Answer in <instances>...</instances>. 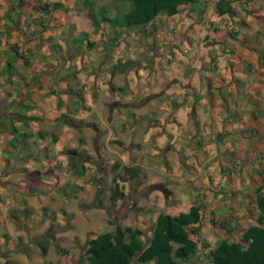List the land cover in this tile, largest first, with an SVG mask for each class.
Masks as SVG:
<instances>
[{"label": "rangeland", "instance_id": "rangeland-1", "mask_svg": "<svg viewBox=\"0 0 264 264\" xmlns=\"http://www.w3.org/2000/svg\"><path fill=\"white\" fill-rule=\"evenodd\" d=\"M90 1L94 10L100 6L106 7L105 14L110 17L121 13L127 7L123 0ZM8 2L0 0V15L3 14ZM63 4L64 7L54 12L57 19L53 24L50 23L54 26L47 27L39 39L37 35L35 36L38 45L35 46L34 41L24 44V50L30 47V51L25 53L29 66L22 65L20 60L12 62L15 81L9 86L4 82V76L0 75V104L5 89L11 91L12 87V90L16 91L17 87L21 86L16 82L19 74L29 78L39 71L38 73L45 77L46 85L41 91L47 93L50 88L54 93L49 94L51 101L44 98V101L37 104L51 111L49 117L47 118L43 112V123L38 122L39 126L29 129L18 125V131L32 132L37 141L38 131L43 126V130H51L57 137L54 143L47 141L49 137L45 138L46 141L41 142L43 144L39 148L40 151L36 152L33 149L34 145L30 144V138H27L26 148L19 152L18 157L26 158V154L31 153L24 165L30 170L37 169L33 177L22 173L8 176L0 173V264H88L84 251L88 235L112 230L115 224H125L142 227L147 236L153 217L158 211L177 212L186 210L190 204L195 203L201 206L200 237L209 246L214 245L221 238L228 240L237 238L242 228L252 223L251 219L244 215L247 214L246 208L252 209L254 187L264 179V146H258L264 133L257 132L258 128H255L254 136L249 137L252 130L247 128L246 134H243L247 143L243 141L232 144L225 137L217 140L216 133L222 131L213 129L212 135L217 144L212 143L213 138L206 135L196 139L199 145L193 143L189 146L186 142L183 146L179 147L178 144L175 146L180 149L178 151L171 146L167 153L169 146L164 148V151L160 148L156 150V154H151L153 139L142 135L140 130L142 126L144 127L143 122L138 123L134 120L136 114L149 115L156 120L158 117L162 118L164 112L161 108L165 103L171 108L169 113L174 111L171 103L174 101L178 103L181 99V94L176 93L180 85L176 78L173 79L176 85H172L171 88L164 87L161 95L150 94L140 97V94L152 87L153 84L151 85L148 79L150 75L154 77V71L160 75L164 86L170 83L172 77L177 76V62L173 64L170 59H166L167 52L171 50L172 53L187 58L190 55L191 44L198 43L207 31L206 27L197 22L210 20V13L207 14L209 10L206 12L207 16L204 13L205 7L196 2L189 8L188 14L182 12L167 17L159 13L150 23L121 29L118 38L112 42L110 37L119 30L111 29L102 21L100 29L94 32L84 18L86 7L82 5V0H67ZM10 12L4 11L6 15L4 20L7 26L12 25L11 35L2 41L0 39V51L3 48L2 44L6 46L8 41L20 43L24 41L23 19L26 16L21 15L17 18V22L12 24L7 15H10L11 19L15 17L14 13L10 14ZM244 17L246 16L243 15L241 18ZM233 18L234 21L230 19L229 28L244 29L240 17ZM188 25L192 28L188 29ZM165 26L170 31H167L163 37ZM31 28H34L33 25ZM83 32L93 43L92 46L85 44ZM225 32L226 30H223L220 35L223 37ZM251 35L254 37V33ZM69 39H71L72 51L69 50L66 54L64 44L69 43ZM80 40L83 42L81 46ZM222 42L219 40L217 44H213V48L221 50ZM54 43L60 45L61 54L49 51V45ZM77 45H79L78 50L74 49ZM183 45H185V53L182 52ZM196 52L194 58L185 63V68H179V72L187 74L195 70L200 85L203 84V90H206L208 82L212 84V97L219 101L217 104L219 106L217 114L221 116L219 122L223 123L224 128L236 125L232 132L228 129L227 133L231 134L235 130L243 129L237 120L239 117V100L236 99L238 96L235 85L237 83L231 82L229 73L223 75L208 69L202 70L203 67L199 62L203 61L204 57L199 51ZM5 58H9L8 55H2L0 52V68ZM116 60H131L132 64L125 71L114 74L115 69L109 71V68ZM154 66L155 70H152ZM241 68H243L241 71H244L249 67L244 65ZM246 75L252 79V82L264 80L263 73ZM225 77L229 81L228 84L231 83V87L223 83ZM109 86L113 88L110 95ZM172 88L173 92H171ZM20 89L26 90L25 87ZM262 96L261 99L258 96L260 102L264 101V94ZM8 97L5 95V100ZM15 97L13 95L8 101L12 99L14 102ZM23 99L20 98L21 102ZM125 99H131L128 106L129 104L133 106L118 107ZM206 100L208 101V97ZM111 105H115V109ZM19 107L10 105L8 109L17 108L23 113L28 112L27 109ZM52 107L59 113L52 112L50 110ZM2 108L1 111H4ZM65 111L68 119L62 116ZM30 112L36 113L34 109L29 110ZM260 113V109L255 110L257 116ZM3 115L4 112L1 116ZM52 116H57V120L54 119L55 124L50 119ZM222 119H226V122ZM12 122L9 117L3 121L7 126H11L10 123L17 124V121ZM139 125L140 128L137 129L136 126ZM14 135L17 140L20 139L17 132ZM110 140L120 141L122 145L109 143ZM3 142L4 138L0 136V172L4 167L7 168L3 166V160L14 157L20 146L16 145L17 141L13 142L15 147H11L10 142L1 147ZM216 145L230 152L233 150V154L216 156L214 154ZM237 148L241 149V154H237ZM183 150L187 152L184 153ZM207 150L209 152H206ZM191 151H196V155L199 156L196 167ZM69 154L78 155L75 166L84 168L81 175L74 174L71 170L73 167L67 166ZM166 154L170 163L175 166L170 167L167 161L165 163L169 173L164 176L170 190L162 189L160 197L163 203L157 205L156 200L149 198V195H152L151 192L155 195L154 189L160 190L162 184L149 183L160 177L156 175L157 164L159 161L162 164V156ZM214 157L216 163L217 161L224 163L219 171L220 178L215 183L214 175L205 173L207 171L205 166ZM233 162L235 163L232 164ZM126 163H133L138 167V174L133 178L131 187L119 178ZM50 168L52 171H48ZM38 181L49 186H36ZM218 186L219 188L216 189ZM33 187L37 188L31 190ZM115 188L126 196L119 197ZM98 201L100 204L93 206V203ZM43 208L54 214L45 217ZM218 223H222L224 228L219 227ZM63 250L66 251V259ZM203 251L199 249L191 258L193 264H206Z\"/></svg>", "mask_w": 264, "mask_h": 264}, {"label": "trees", "instance_id": "trees-1", "mask_svg": "<svg viewBox=\"0 0 264 264\" xmlns=\"http://www.w3.org/2000/svg\"><path fill=\"white\" fill-rule=\"evenodd\" d=\"M9 1L7 7L5 4V13L11 11L14 13V18L7 17L12 21L17 22V18L21 15H25L24 25L28 28L30 25L36 28L33 31H29L24 35V41H11L6 42V47L2 48L0 52L2 55H8L9 58H5V62L0 69V74L4 76V82L7 86L11 85L15 80L13 77V63L20 60L24 66H29L28 58L25 55L30 51V47L23 49L24 44L34 41L33 44L37 46L38 40H35V35L38 38L41 33L47 29V27H53L50 23L57 19L55 11H59L64 7V2L67 0L58 1H42L31 0H4ZM127 7L121 13H116L112 17L105 14L106 7L100 6L97 10H94L91 6L90 0H82V5L86 7L84 12V18L87 23L92 27V30L98 31L101 27L100 22L104 21L113 30L117 31L110 40L118 38L121 29H130L131 26H139L152 22L159 13L169 17L178 13L185 6L191 7L197 2V0H123ZM11 3V4H10ZM13 10V11H12ZM0 15V35L5 38L11 35V31L5 23V13ZM10 12V13H11ZM214 12L217 15L230 12V6L228 0H216L214 3ZM11 13V14H12ZM99 14V16H97ZM12 23V22H11ZM85 44L92 46L93 43L87 38L85 32ZM7 41V40H6ZM36 41V42H35ZM80 40V46L83 44ZM65 53L68 54L71 50V39L69 43L65 42ZM74 46V49L78 50V47ZM49 51H55L57 54H61L62 49L59 44H51L48 47ZM75 50V51H76ZM72 51V50H71ZM56 54V56H57ZM58 57V56H57ZM132 64L131 60L121 61L116 60L109 71L123 72ZM35 68V67H34ZM37 71L34 75H30L29 78H25L22 75L17 77V85L24 86L26 88L34 87L37 92L38 98L44 99L45 96L50 93H54L50 88L47 93H41L40 90L46 85V79ZM19 81V82H18ZM112 89V86H110ZM19 86L17 87L15 94L18 93ZM63 90V89H62ZM71 90V89H69ZM5 89V95L9 96L11 92ZM2 101H5L4 95ZM31 91H26L24 97L31 99ZM34 103L27 101L24 105L20 106L21 109L30 110L34 108ZM16 106V105H15ZM17 107V106H16ZM43 111L42 108H38ZM27 112V111H25ZM23 111L16 110L9 114V119L12 121H19V126L24 128H31L30 123L42 120V117L36 115H26ZM65 119H68L66 111L62 113ZM6 117V118H7ZM0 116V128H2L3 121L6 119ZM4 128L11 134L12 138L8 143L12 144L11 147L20 145L19 149H25L27 145L26 138L31 132L18 131V126L12 125ZM20 135V139L15 138L14 133ZM39 139H43L44 136L49 137V142L54 143L56 141V135L54 132L48 129H40L38 131ZM80 140V139H79ZM18 141V142H17ZM81 141V140H80ZM17 142V144H13ZM21 143V144H20ZM109 143H117L122 145L120 141L110 140ZM31 145L33 143L30 142ZM16 151V154H17ZM15 154V158H16ZM31 153L26 154V158L30 157ZM12 157V158H14ZM68 167L72 172L77 175H81L84 171L82 166L76 167V161L78 155H68ZM22 174L27 176H33L36 171H27V169L21 167L18 168ZM50 171V169L48 170ZM47 171V172H48ZM138 174V167L133 163H126L122 167V173L119 178L126 181L128 186L133 184V178ZM36 186H49L42 181H38ZM37 187H34L35 190ZM117 188V187H116ZM115 188V192L119 197L123 195L121 191ZM254 196L252 198V209L246 208L247 214L244 217L251 219L252 223L248 224L240 231L237 238L228 240L226 238L219 239L214 245L209 246L205 240L200 237V222H201V206L199 204H190L186 210H180L177 212L158 211L152 220L150 229L147 236H145V229L138 226L115 224L112 230H106L88 235L85 241V260L88 264H193L191 258L196 255L197 251L204 250L203 255L206 259V264H264V179L257 184L254 189ZM100 201L93 203V206H98ZM92 204H90L91 206ZM45 217H48L53 212L46 211ZM219 227L224 228L222 223L217 224ZM44 250L43 246L39 244ZM64 258L66 251L63 250ZM66 261V260H65Z\"/></svg>", "mask_w": 264, "mask_h": 264}, {"label": "crops", "instance_id": "crops-1", "mask_svg": "<svg viewBox=\"0 0 264 264\" xmlns=\"http://www.w3.org/2000/svg\"><path fill=\"white\" fill-rule=\"evenodd\" d=\"M28 1L31 3V0H28ZM215 1L216 0H197V3H200L203 5V7H205L204 9L205 14L208 10L210 11V12L208 11L207 14L210 13L209 17L211 19L208 21L202 20L201 23L199 21L197 22L201 26L206 27L207 31L206 33H204L203 37L199 39L198 43H196L195 45H193V43L191 44L190 55L187 58H185L184 56H179L178 54L172 53L171 50L167 52L168 54L166 53L167 54L166 59L168 60L170 59L173 64L177 62V67H178V70H176V72L178 73L177 76L172 77L170 83L167 86H164L160 78V75L157 74L156 71H154L155 72L154 77L150 75L148 79V82L151 85L153 84L152 87L147 89V91L141 92L140 94V97L142 95L148 96L150 94H152V96L161 95L162 89H165L164 87L171 88L172 85H176V82H173L174 78H176V81L180 83L179 88L177 89L176 93L181 94V99L178 101V103L176 101L171 103V106H173L174 111L169 113L168 111L171 108L167 106V104L165 103L164 106L161 108V110L164 112V116H162V118L158 117V120L149 117V115L144 116L145 114L135 115L134 120L137 121L138 123L143 122L142 124L144 125V127L142 126L140 130L141 134L146 136V138H150L151 140L153 139V142H152L153 144H151V150L153 151H151V154H156L157 153L156 150L160 148H163L161 149V151H164L169 146L170 148L167 150V153L170 151L171 146H174L175 151H178L180 149L175 146L177 144L179 145V147L183 146L186 144V142H188L189 146L192 145L193 143H194L193 145L195 144L199 145L198 140L196 139L199 137H204L206 135H209L210 138H213L212 143L217 144L215 137H213L212 135L213 129L222 131V132L216 133L215 136L217 140H220L225 137V138H228L232 144L243 142V141L246 142V139L243 138L244 137L243 134H246L245 130H247V128L252 130L250 134L248 135L249 137L254 136L253 133L255 132V128H258L257 132L259 131L260 133H264V104H263L264 101L262 102L259 101V99L263 98L262 95L264 94V80L262 81L254 80L255 82H252V79H249V76L246 75L248 73L249 74L251 73H257V74L263 73L264 74V0H228L229 6H230V12L223 13L220 15H217L214 12ZM189 8L191 7L185 6L178 13L172 16H175L182 12H185L186 14H188L190 11ZM243 15L246 17L241 18ZM235 16L240 17V20H241L240 23L244 25V29L241 28V30H237L236 27L229 28V26L231 25L229 23L230 19L234 21L233 17ZM14 19L16 20V18ZM13 23L14 21L12 20V24ZM51 23L53 24V22ZM231 23L234 24V22H231ZM31 26L32 25H30L28 28L25 27L23 31L24 35H26V33H28L29 31H33L36 28L35 26H33L34 28L32 29ZM187 27L188 29L192 28L190 25H188ZM11 28L12 27H8V30L10 31ZM223 30H226V32H225V35L222 37L220 33H222ZM167 31H170L168 27H166V31L163 37H165V34ZM253 33H254V37L251 35ZM4 38L5 37L3 35H0L1 41ZM219 40L223 41L222 49L219 50L214 47L215 48L214 50L213 44L214 45L217 44ZM179 44H181V42H179ZM2 46L3 48L6 47L5 44H2ZM184 46L185 45L182 46L183 48L182 52L185 51ZM196 51H199L201 55L204 57L203 61L199 62L201 67H203L202 70L208 69L212 71L213 73L223 74V75H226L229 73L231 75V82L237 83L235 84L237 86L236 95L238 96L236 99L239 100L238 101L239 117H237V120L241 123V125L243 126V129L235 130L233 133L230 134V132H232V129L234 127L236 128V125H234L233 127L224 128L223 123L219 122L221 119V116L217 114L219 111V106L217 105L219 101L214 100V97H212L211 90H213V86L211 83L208 82L206 90H203V84L200 85V81H199V78L195 74L197 73L195 70H193L192 72L189 71L187 74H183L179 72V68L181 67L185 68V63L187 61H191L192 57L194 58V56L197 54ZM3 64L4 63H2V65ZM244 65H246V67H249V68L247 70L241 71V69H243L241 67H243ZM154 68L155 66L151 69L155 70ZM119 73L121 72H115L114 74H119ZM12 79H14V76L12 77ZM223 83L231 87V83L228 84L229 81L226 77L224 78ZM20 87L24 88V86H19L18 93L15 94V92H13L8 97V98H11L13 97V95H15L16 99L14 102L12 101V99L11 101H8L10 100L8 98L7 100L2 101V103L0 104V116L2 112H4V115L2 116L4 118V117L9 116L11 112L19 110L17 108L15 110L8 109L10 105L22 106L25 103H27V101H29V102L34 103L33 105H36L34 106V108H32L34 109L36 113L35 114H33V112L29 113V110H28V112H26L25 114L36 115V116L42 117V120L35 121L29 124L30 127L36 128L37 127L36 125L39 126L38 122L43 123L42 113L45 112L48 118L49 117L48 114H50L51 112V111L43 109L37 103L44 101L45 99H48L49 101H51V98L49 99V95H47L44 97L45 99L40 100L38 98L37 92H35V90L32 89V90H29L33 93L31 96L32 98L26 100V97H24L23 95L28 90L25 87L26 90L22 91ZM28 89H30V87ZM112 89L109 86V91H108L109 95L113 92ZM40 92L45 93V92H42L41 90ZM171 92H173V88L171 89ZM258 96H260L259 99H258ZM21 97L24 98L22 102L20 100ZM206 97H208V101L206 100ZM130 101L131 99H125V101H123V104L121 103L122 105L118 107H123V108L130 107V106L132 107L133 106L132 104H129L128 106V103ZM111 106L114 107V109L116 107L115 105H111ZM1 108L4 111H1ZM38 108H42L43 111H40ZM254 108L255 110L256 109L261 110V113L259 116L255 114ZM32 109H30V111ZM50 110H52V112L59 113V111H57L53 107ZM56 118L57 116L50 117V119H52L53 124H55L56 121H54V119L57 120ZM222 120L226 122V119H222ZM19 123L20 122L18 121L17 124H14V125L18 126ZM233 123H236V122L233 121ZM121 125L126 126V124L125 125L121 124ZM145 125L148 127L146 128ZM4 126L5 124H2V128H0V136L4 138V142L2 143L1 147H3L5 144H8L9 139L12 138L11 134L7 132ZM40 128L43 129V126H41ZM134 128H135V125H134ZM136 128L137 129L140 128V125L136 126ZM223 129H226V130L223 131ZM228 129L230 131L229 133L226 132ZM27 138H30L31 143H33L34 145L33 149L36 152L42 146L43 143L41 142L46 141L45 138H48V137L45 136L43 139H38L37 141H35L36 139H34L33 133L31 132V134ZM186 138L187 140H185ZM47 141H49V138L47 139ZM258 146L259 147L264 146V136H263V139L259 141ZM237 149H238L236 151L237 154H241L242 153L241 149L240 148H237ZM22 150H25V149H22ZM214 150H215L214 154L216 156H218V154L219 155L221 154L222 156L233 154L232 152L233 150H231L230 152V150H224L223 148L218 147V145H216V148H214ZM196 151L195 152L191 151L192 152L191 155L193 156L192 160H193L195 167L198 164L197 159L199 160V158H197L199 156L196 155ZM19 152H21V149L17 151L16 158L10 157V158H6L5 160H3V163H4L3 166H6L7 168L4 167L0 173H2L5 176L16 174V173L20 174L22 172H20L18 168H21V167L27 169L28 172L33 171V170L37 171V169L30 170L24 165V163L26 162V158H22V157L19 158L18 157ZM183 152L186 153L187 150H183ZM206 152H209V151L207 150ZM215 157L214 159H211V161L207 163V165L205 166L207 170L205 173H207L210 176L214 175V178H215L214 183L217 182L218 179L220 178L221 173L219 171L223 167L222 164H224L223 162L220 163L216 160L217 163H219V165H217V163L215 162ZM166 161L170 167L175 166V165L173 166V164L170 163V159L167 157V154L164 157L162 156V164L159 161L157 164V168H156V171H157L156 175H160V177H158L155 181H152V182L150 181L149 183V184H152V183L162 184V188L160 190L159 188L154 189L155 195H153V192H151L152 195H149V198L152 197V199L156 200L157 205L163 203V199L160 197V194L163 191L162 189L170 190L169 186H167V180L164 176L165 174L168 175L169 173L168 168L166 167L167 164H165ZM185 162L187 163V161ZM226 163L228 164V162ZM234 163L235 162H233L232 164ZM177 165H179V162H177ZM50 171H52L51 168H50ZM36 173L37 172H35V174ZM35 174H33V176ZM19 185H17V187L22 188ZM218 188L219 186L216 187V189ZM33 189L34 187L31 190Z\"/></svg>", "mask_w": 264, "mask_h": 264}]
</instances>
